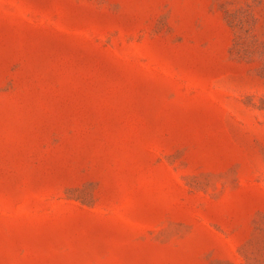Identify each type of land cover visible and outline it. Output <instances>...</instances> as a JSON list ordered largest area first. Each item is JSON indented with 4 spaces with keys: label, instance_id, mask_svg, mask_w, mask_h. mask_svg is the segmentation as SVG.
<instances>
[{
    "label": "rangeland",
    "instance_id": "1",
    "mask_svg": "<svg viewBox=\"0 0 264 264\" xmlns=\"http://www.w3.org/2000/svg\"><path fill=\"white\" fill-rule=\"evenodd\" d=\"M0 264H264V0H0Z\"/></svg>",
    "mask_w": 264,
    "mask_h": 264
}]
</instances>
